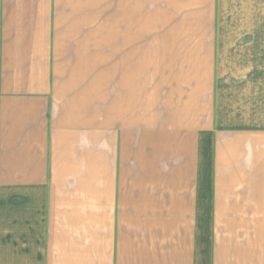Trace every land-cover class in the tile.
Here are the masks:
<instances>
[{"label":"crops","instance_id":"crops-1","mask_svg":"<svg viewBox=\"0 0 264 264\" xmlns=\"http://www.w3.org/2000/svg\"><path fill=\"white\" fill-rule=\"evenodd\" d=\"M0 264H264V0H0Z\"/></svg>","mask_w":264,"mask_h":264}]
</instances>
